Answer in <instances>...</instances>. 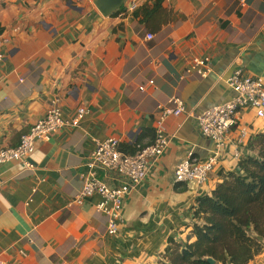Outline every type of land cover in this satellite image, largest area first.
<instances>
[{
	"label": "crops",
	"instance_id": "0c3cea01",
	"mask_svg": "<svg viewBox=\"0 0 264 264\" xmlns=\"http://www.w3.org/2000/svg\"><path fill=\"white\" fill-rule=\"evenodd\" d=\"M0 35L8 39L0 51V149L16 147L52 107L67 121L86 111L77 127L37 143L30 168L0 166V263L158 264L170 240L193 243L196 198L254 154L247 145L264 133V118L239 113L205 185L175 183L174 170L188 155L203 160L216 150L196 118L233 97L232 73L264 80V0H126L110 16L93 0H0ZM205 59L201 75L194 61ZM173 99L184 113L165 120L168 146L125 197L109 236L95 210L101 197L74 201L89 153L109 138L124 153L149 145ZM95 177L110 188L121 182L114 172ZM261 244L247 264H264Z\"/></svg>",
	"mask_w": 264,
	"mask_h": 264
},
{
	"label": "built area",
	"instance_id": "2783aa9c",
	"mask_svg": "<svg viewBox=\"0 0 264 264\" xmlns=\"http://www.w3.org/2000/svg\"><path fill=\"white\" fill-rule=\"evenodd\" d=\"M168 2L170 0H163ZM135 4L132 2L126 9L133 11ZM152 36L148 35L147 39ZM8 39L0 35V51ZM3 55L0 52V61ZM208 60H196L195 66L201 75V70L207 65ZM233 97L222 104L211 107L197 118V124L201 135L212 140L216 144V150L203 160H198L192 155L174 170L175 183L193 182L197 186H203L209 179V174L218 165L219 149L224 144L228 132L236 125L239 113L244 109H251L256 117L264 118V80L257 77L245 76L240 70L232 73L228 79ZM152 83V82H149ZM142 91V88H140ZM170 108H161L155 126L153 141L144 147H137L133 153H124L119 149V141L113 138L95 143L94 149L89 153L86 168L87 175L83 179L81 190L75 196L74 201L80 202L97 194L101 197L100 202L95 205V210L103 214L106 219L105 231L107 235L114 236L118 232L122 220L123 201L126 196L140 185L145 179L150 166L166 150L169 142L164 132V122L168 117H178L184 113V105L179 99H173ZM86 114L84 108L76 111V117L71 121L62 118L60 109L50 108L43 118L39 119L24 134L18 145L14 148L0 149V166L9 162H21L24 167L30 168L28 157L35 152L36 145L42 140L48 139L51 133L63 127H77L80 120ZM242 131L241 136L245 137ZM239 158V153H234ZM96 171L114 172L120 176L119 186L107 187L95 177ZM1 264V263H0Z\"/></svg>",
	"mask_w": 264,
	"mask_h": 264
},
{
	"label": "trees",
	"instance_id": "16d2710c",
	"mask_svg": "<svg viewBox=\"0 0 264 264\" xmlns=\"http://www.w3.org/2000/svg\"><path fill=\"white\" fill-rule=\"evenodd\" d=\"M160 1V0H159ZM136 149V148H135ZM235 170L222 173L210 195L196 198L192 227L195 241H169L158 264H247L264 239V133L254 136ZM133 150L130 153H133Z\"/></svg>",
	"mask_w": 264,
	"mask_h": 264
},
{
	"label": "water",
	"instance_id": "95a60500",
	"mask_svg": "<svg viewBox=\"0 0 264 264\" xmlns=\"http://www.w3.org/2000/svg\"><path fill=\"white\" fill-rule=\"evenodd\" d=\"M126 0H93V4L96 9L103 16H110L113 12L124 6ZM206 261L209 264H215L212 258H207Z\"/></svg>",
	"mask_w": 264,
	"mask_h": 264
}]
</instances>
